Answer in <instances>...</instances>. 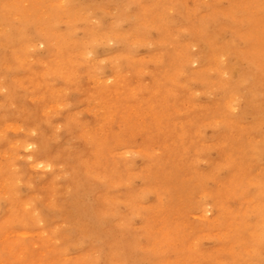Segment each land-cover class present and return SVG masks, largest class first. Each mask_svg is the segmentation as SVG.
Wrapping results in <instances>:
<instances>
[{
	"label": "rangeland",
	"instance_id": "obj_1",
	"mask_svg": "<svg viewBox=\"0 0 264 264\" xmlns=\"http://www.w3.org/2000/svg\"><path fill=\"white\" fill-rule=\"evenodd\" d=\"M191 1L190 14L205 5L191 27L181 22L178 0H140L146 14L150 11L147 19L138 14L137 0L3 1L0 255L14 258L0 264H89L99 249L86 239L60 236L67 221L52 224L45 210L53 211L71 197L94 198L105 189L114 193L113 200L94 206L106 213L109 227L114 212L125 209L127 222L121 227L130 239L147 228L153 245L145 246V256L159 249L171 254L183 236L198 255H180L177 264H210L214 251L223 247L217 210L224 201L221 187L234 175L232 163L223 161V150L210 139L211 123L204 114L208 102L218 112L214 102L224 82H215L208 70L215 85L208 91L197 79L190 80L188 67L200 68L203 49L197 46L196 25L213 31L219 45H238L241 39L229 32L227 21L244 18L248 29L247 19L255 12L243 15L248 2L241 0ZM228 8L233 10L226 17ZM66 33L71 36L68 58L63 53ZM247 38L249 59L257 52L253 34ZM172 53L180 59H168ZM246 65L243 60L241 66ZM249 77L232 80L240 94L259 99L258 83ZM197 84L200 88L194 89ZM238 113L234 105L232 115ZM129 186L142 194L145 216L127 212ZM201 208L208 223L198 219ZM19 213L32 219L23 223L16 218Z\"/></svg>",
	"mask_w": 264,
	"mask_h": 264
},
{
	"label": "bare ground",
	"instance_id": "obj_2",
	"mask_svg": "<svg viewBox=\"0 0 264 264\" xmlns=\"http://www.w3.org/2000/svg\"><path fill=\"white\" fill-rule=\"evenodd\" d=\"M3 1L0 0V7ZM76 1L81 0H74V2ZM137 1L141 8L138 14L147 19L150 11L146 14L142 6L143 2L141 4L140 0ZM241 1L248 2L243 15L255 12L252 17L247 19L248 29L243 25L244 18H240L242 20L239 22L227 21L229 32L232 35H237L241 39V43L230 44V41L228 43L230 45H219L213 38V31L209 34L203 31V26L196 25L200 32L197 46L203 49L198 60L200 68L191 69L188 67L190 80L197 79L206 85L208 91L215 86H212L213 80L210 83L208 70L214 73L215 82L219 80L224 82V84L220 82L221 93L215 97L214 104L217 106L218 112L211 110L210 102H208L207 107L210 110L204 114L205 121L211 123L212 138L210 139L212 143H216L223 150V161L232 163L230 175H234L221 187V190H225L222 191L224 201L217 210L219 215L218 231L224 237V245L214 251L216 255L210 264H264V50L260 49L261 33L264 30V0ZM191 2L193 4L202 3L199 0ZM233 2L234 0L229 1L230 4ZM178 4L179 13L183 16L181 22L188 27L193 26V19L198 18L197 14L205 6L202 3L199 12L195 10L194 15L189 12L187 0H178ZM208 6L209 4L206 3V7ZM224 10V15L227 17V11L232 12L233 8ZM156 25L158 28L164 26L160 22ZM251 33L255 38L254 50L257 54L254 57L251 55L247 59L245 56L249 45L247 36ZM63 39V53L65 58H68L71 56L72 50L70 47L71 36L66 33ZM45 40L48 41L47 38ZM90 51L97 52L98 50L90 48ZM180 56L178 53H172L168 59H173L176 62ZM82 59L87 65L88 62L84 58ZM243 60L247 61L246 68L241 66ZM175 66H177L176 63ZM246 74L258 83L257 87L261 92L259 99L248 96L247 92L239 93L236 81H244ZM231 80L232 84H229ZM196 88H200V86L197 84L194 89ZM234 105L238 107V111L240 110L238 116L232 115ZM221 123L224 126H220ZM199 137L202 140L203 133ZM236 154L240 156L233 157ZM126 194H128L127 212L145 216L148 211L145 206H141L144 205L141 204L142 194L139 195L130 186L126 188ZM114 196V193L105 189L94 198L71 197L65 203L59 202L53 211L45 210V212H48V221L52 224L61 219L67 221V229L57 232L60 236L71 238L74 236L78 241L86 239L92 249H99L96 250L98 255L94 256L92 260L89 259V264H169L170 261L177 264L180 255L184 257L198 255L192 250L191 240L183 236L181 247L176 250L172 249V253H174L172 260L170 258L172 253L168 254L161 249L151 251L148 256H145L143 254L145 246L153 245L147 228L143 229L142 234H136V240L130 239L127 230L121 227L127 222L125 209L122 213L114 212L109 227L106 213L100 212V208L97 209L94 206L95 204L109 205ZM23 213H27V210ZM23 213H19L20 215L16 217L17 220L24 223L32 219L30 214ZM198 219L201 222H209L204 208L200 209ZM2 228L3 226H0V230ZM168 231H170L168 228L163 230V233L159 235L160 238ZM154 244H159L160 248L164 246L163 241H157ZM46 254L47 252H44L40 256L43 257ZM13 258V255L8 259L0 255V261L7 260L8 262ZM20 262L26 264L24 261ZM30 263L31 260L27 264ZM56 264L66 263L58 261ZM187 264L194 263L188 262Z\"/></svg>",
	"mask_w": 264,
	"mask_h": 264
}]
</instances>
